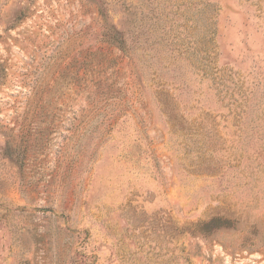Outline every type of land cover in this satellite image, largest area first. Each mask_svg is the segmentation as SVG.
I'll return each mask as SVG.
<instances>
[{
    "label": "rangeland",
    "instance_id": "374dc122",
    "mask_svg": "<svg viewBox=\"0 0 264 264\" xmlns=\"http://www.w3.org/2000/svg\"><path fill=\"white\" fill-rule=\"evenodd\" d=\"M0 264H264V0H0Z\"/></svg>",
    "mask_w": 264,
    "mask_h": 264
}]
</instances>
